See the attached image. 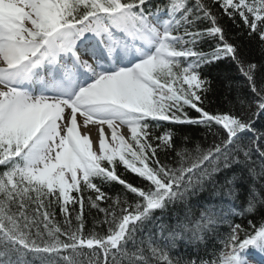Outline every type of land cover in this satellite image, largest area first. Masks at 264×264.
<instances>
[{
    "label": "snow or ice",
    "instance_id": "snow-or-ice-1",
    "mask_svg": "<svg viewBox=\"0 0 264 264\" xmlns=\"http://www.w3.org/2000/svg\"><path fill=\"white\" fill-rule=\"evenodd\" d=\"M0 264H264V0H0Z\"/></svg>",
    "mask_w": 264,
    "mask_h": 264
},
{
    "label": "trees",
    "instance_id": "trees-1",
    "mask_svg": "<svg viewBox=\"0 0 264 264\" xmlns=\"http://www.w3.org/2000/svg\"><path fill=\"white\" fill-rule=\"evenodd\" d=\"M222 99H223V96L220 94V92L218 90L216 93L209 95V101H211V103H208L207 106L211 107V108H216L219 106ZM183 131L188 132L189 134H192L194 137L199 135V132L196 131L194 128H186V129H183ZM126 176L130 180L135 179L133 174H131V173H126ZM108 188H109V191L111 192L112 195H116L118 192L121 191L122 186L109 185ZM86 211H87V209H86ZM58 219H60L61 223L63 222L62 217H58ZM90 225H91V217H89V226ZM180 247H181V249L183 248V242H181ZM209 247L210 248L212 247L211 243H210Z\"/></svg>",
    "mask_w": 264,
    "mask_h": 264
}]
</instances>
